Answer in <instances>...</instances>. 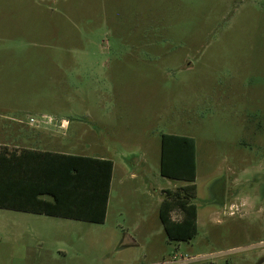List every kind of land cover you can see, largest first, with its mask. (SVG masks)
Instances as JSON below:
<instances>
[{
    "label": "rangeland",
    "instance_id": "rangeland-1",
    "mask_svg": "<svg viewBox=\"0 0 264 264\" xmlns=\"http://www.w3.org/2000/svg\"><path fill=\"white\" fill-rule=\"evenodd\" d=\"M0 117L114 161L104 223L0 209V264H264V0H0ZM162 133L196 140L188 241Z\"/></svg>",
    "mask_w": 264,
    "mask_h": 264
},
{
    "label": "trees",
    "instance_id": "trees-1",
    "mask_svg": "<svg viewBox=\"0 0 264 264\" xmlns=\"http://www.w3.org/2000/svg\"><path fill=\"white\" fill-rule=\"evenodd\" d=\"M15 156L0 145V208L80 221L106 220L114 161L95 156L26 150ZM160 174L187 184L165 191L159 217L167 237L188 241L198 232L197 156L194 137L162 133ZM178 211L180 218H174Z\"/></svg>",
    "mask_w": 264,
    "mask_h": 264
},
{
    "label": "crops",
    "instance_id": "crops-1",
    "mask_svg": "<svg viewBox=\"0 0 264 264\" xmlns=\"http://www.w3.org/2000/svg\"><path fill=\"white\" fill-rule=\"evenodd\" d=\"M4 121L5 120H3V118L0 117V145L8 146V148L13 152V154H15V156H45V155L37 154L34 152H26V150L53 151L57 153L75 154V153L61 151L59 150L58 146L55 148H46V147L37 146L35 144V140L37 138H35L32 135L25 134V133L21 134L22 132L17 130L16 128L17 126H14L12 128V124H8L7 122H4ZM79 155H85V154H79ZM87 156H91V155H87ZM101 158H105V157H101ZM113 173H114V170H113ZM109 201H110V197H109ZM161 201H162V193L160 189V199H159L158 208H160ZM108 207H109V202H108ZM20 212H24V211H20ZM107 212H108V209H107ZM24 213H29V212H24ZM133 244H135V241L134 243H132V245ZM188 260L189 258L184 257V258H180L176 260L167 259L163 262H168V264H187Z\"/></svg>",
    "mask_w": 264,
    "mask_h": 264
},
{
    "label": "built area",
    "instance_id": "built-area-1",
    "mask_svg": "<svg viewBox=\"0 0 264 264\" xmlns=\"http://www.w3.org/2000/svg\"><path fill=\"white\" fill-rule=\"evenodd\" d=\"M181 258H184L185 256H180ZM186 258H189V257H186ZM178 259V256L177 255H174V257L172 258V260H176ZM160 264H168V262H162Z\"/></svg>",
    "mask_w": 264,
    "mask_h": 264
}]
</instances>
